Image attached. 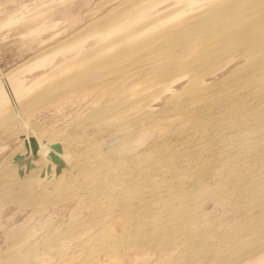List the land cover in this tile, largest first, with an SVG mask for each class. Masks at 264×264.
<instances>
[{
	"label": "bare ground",
	"instance_id": "6f19581e",
	"mask_svg": "<svg viewBox=\"0 0 264 264\" xmlns=\"http://www.w3.org/2000/svg\"><path fill=\"white\" fill-rule=\"evenodd\" d=\"M97 5L109 7L56 43L54 51L46 48L0 74V125L6 130V124L18 122L9 101H20L18 110L27 113L58 88L63 91L55 99L95 93L78 127H114L125 137L124 148L112 161L87 133L33 134L24 138L14 164L2 169L1 194L35 210L75 198L78 212L111 222L88 235L80 264H97L99 251L111 256L121 246L172 251L174 262L167 256L160 264H237L263 255L264 0ZM55 63L45 76L53 77L47 93L35 91L25 100L45 77L26 85L17 72ZM152 136L157 144L145 146ZM224 199L243 211L247 224L213 245L206 242L211 233L201 206ZM116 222L119 233L111 227ZM53 236L55 243L58 234ZM204 254L210 258L202 259ZM7 260L25 264L14 254Z\"/></svg>",
	"mask_w": 264,
	"mask_h": 264
},
{
	"label": "rangeland",
	"instance_id": "374dc122",
	"mask_svg": "<svg viewBox=\"0 0 264 264\" xmlns=\"http://www.w3.org/2000/svg\"><path fill=\"white\" fill-rule=\"evenodd\" d=\"M99 1L100 0H0V74H5L9 72V70H12V68L14 69V67L25 64L24 62H27L26 59L29 60L33 55L44 49L47 50L53 47V49L50 48V50L54 51L57 47V45L55 47L56 43L60 44L61 40L64 41L63 39L76 32L84 24L94 20L105 12L109 6H101L102 8L96 7ZM59 57L55 60L57 65L58 62L60 64L62 61V58ZM56 63L53 64V66H46V68H36L37 70L34 69L31 73L19 72V74L17 72V74L24 80V84L28 85L38 79L37 77L39 75L41 79L43 78L42 76L45 77L48 75L49 71L54 68ZM59 78L61 79L62 77ZM52 80V76L49 79L48 76L45 77L41 80L42 83L36 87L37 89L30 90L24 99L26 100V98H28V100H30V98L34 96L35 91H37L35 95L40 93L43 95V90L44 93H47L46 90L50 88V81ZM182 85L183 82L178 83L174 86V89H179ZM62 89L63 88H58V91H56L57 89L49 91L47 94H49V96L51 95V98H47L48 95L45 97L47 103L44 102L45 100L39 103L37 102L38 105L27 113H22V111L20 113L18 110L20 101L17 103V100H13L9 101L7 104L8 107L11 105L10 108L14 109L13 111L15 113L17 111L16 120L18 122L10 125L6 124V130L3 129L4 125H0V264H8L7 256L9 254L18 256L24 260L25 264H80L87 257L84 242L88 235L97 232L102 227L111 223L97 222V220L91 218L92 216L87 210L78 212L79 209L75 206V198L71 200L66 199L64 202L61 201L58 202V204L48 205L35 210V208L31 206H23L8 201L1 194V187L4 183V170L2 169L8 165L14 164L13 158L18 152L25 148L23 142L24 138L32 136L33 134H39L44 137L47 135L46 137H49L56 133H64L65 135L68 134V136H81L87 133L88 136H94V139L100 145H98V149H100V153L103 154L101 155L112 161L116 159L118 156L116 153L118 154V151L124 146L122 145L124 142L121 140L125 137L123 134L116 132L114 127H112V129H107L104 125H97L95 127L91 126L92 128L88 127L85 130L78 127L80 125L78 121L81 120L80 118L82 116H85L86 111L84 110L90 105L91 100L94 99L95 93L85 96H79L80 93L76 95L69 94L65 95V98H59L60 100L55 99V96L59 95ZM55 92H57V95H55ZM52 94H54V96ZM52 97H54L55 100ZM156 104L158 106L161 105L162 100L156 102ZM20 114L24 115L21 116ZM154 138L155 136H152L151 140H147L148 142L145 141L147 143L145 146L157 144L158 140L154 141ZM153 141L156 143H153ZM142 148L143 147L139 148V150ZM8 162L11 163L9 164ZM208 177H206L205 180L210 182L211 179ZM49 190H51V188ZM228 199L219 200L221 202L215 200L211 202V200H207L203 202L201 206L203 213L206 215L205 224L209 228L208 231L211 233L210 238H208L209 240H206L207 243L216 245L218 237L223 233L229 232L238 225L243 227L245 226L244 224H247L243 217V211L239 210V207ZM73 210L78 213L73 212ZM75 217L77 219L76 221H74ZM74 223L75 225L80 224L79 227L76 225L78 227L76 228V226L73 225ZM118 224L119 223L116 222L111 226L115 233H119L120 226L118 227ZM101 225L103 226L101 227ZM72 227H75V229L72 230L71 234H67L68 232L66 230L69 231ZM53 235L57 237V240L55 239L54 241L55 243H52L54 239ZM51 237L53 238L52 240ZM47 243H49L48 245L50 247L48 245L46 247ZM118 250L115 249V253H113L116 255L113 254L111 256L107 251H99L95 255L96 263L160 264L168 260L171 263L174 262L172 260L173 258L170 259L172 254L170 252L172 251H165L166 253L155 251V253L141 246L138 248L135 247L132 250L131 248L121 246ZM205 255L206 254L202 256V259L207 260L210 258V254ZM164 257H167L168 260ZM237 264H264V254L258 257L251 256L249 259H245Z\"/></svg>",
	"mask_w": 264,
	"mask_h": 264
}]
</instances>
